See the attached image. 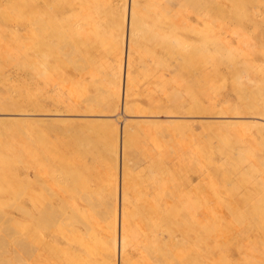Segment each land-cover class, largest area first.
I'll list each match as a JSON object with an SVG mask.
<instances>
[{
    "label": "bare ground",
    "instance_id": "bare-ground-1",
    "mask_svg": "<svg viewBox=\"0 0 264 264\" xmlns=\"http://www.w3.org/2000/svg\"><path fill=\"white\" fill-rule=\"evenodd\" d=\"M15 2L12 4V1H5L3 4L0 3V6L2 5L5 11H9L8 13L6 12L7 20L8 17L10 19L9 22L12 21L11 23H14L15 21V23L22 24L15 31L12 30L13 28L7 29H10V33L16 38H18L19 34L17 40L23 43V51L17 46V40L13 36L12 38L16 42L14 44L9 42L12 46L14 45V47L10 45L13 50L7 43L11 51L9 53L13 55L0 54V77L2 74L5 76V65L7 63L5 59H8L19 62L16 66L17 71L15 74L18 73L23 76L25 74V78L18 79L17 76L19 75L14 76V74L12 75L14 81H11L7 77L10 82L9 80L6 81L7 84L9 82V86L4 85L5 87L0 82V85H2L0 87V113H2L0 121L2 125L5 121H10L13 124L12 126L11 123H7L11 128L5 126L6 124L0 128V144H2L0 146H10L11 148L14 146L17 149H24V151L22 150V156H25V159L17 156L18 152L16 149V158H12L8 154L6 155L5 152L2 154L3 147L1 148L0 209L2 207L6 208L14 201L10 197L11 193L12 195L14 194L12 192L15 187L13 184L15 183V178H17L13 164L18 163V161L22 162L25 164V173L24 175L21 174V176H25L26 182L24 181L23 183L26 184V187H23L25 192L23 195L24 204L19 208L21 209L20 214L25 221H23L25 223L23 225L26 226V229H23L21 222L20 225L22 227L20 225L19 227L21 230H25L22 231L25 234L26 248L24 251L27 253V255L25 254V259H27L28 264L61 263L55 259L56 251H54V255L52 249L50 250L52 248L50 244H54L53 241L57 242L55 240H58L60 235L65 236L74 227L75 220L71 216L65 215L68 213H66V209L71 206L64 194L73 188L76 190V185L78 186L81 183H86L84 192L79 188L77 192L79 193V190L82 191L83 196L81 198H83L85 203L83 202L80 205L72 203L74 205L72 206L73 210L77 208L78 212H82L85 216L86 219L83 220V223L89 234L86 231H82L79 238L80 248L76 247V251H72L73 255L77 254L76 256H79V264H97L99 262L104 264H129L131 258L135 256L134 253L143 247L140 241L145 238L147 243L148 241L151 243L153 240L154 243L156 242L159 245L160 249L165 250L161 249L160 251L166 252V249L176 247L174 249L178 253L180 252L179 255L182 254V251L187 253L188 251L185 252L186 250L181 251L180 248L182 247L179 248L184 238H179L180 236L177 238V235L175 237L172 235L175 226L177 230L175 229L174 234L179 231V234L183 237L188 236L186 234L189 233L188 229L190 228L187 226V217L189 215H192L193 218L196 216V219L216 216L219 221L218 232L228 229L235 221L240 224V226L237 225L232 228L235 231L234 239L236 240L228 239L225 241L224 248L221 251L222 257L227 260H232L234 263L238 262L236 259L237 252L232 246L236 244V248L241 250L243 248L241 247V237L243 239L256 240L264 249V172L262 173L263 175L260 174L255 177L257 178L255 179L256 186L253 189H244L242 186H238V184L242 185L243 182H247V177H237V172L235 171L234 174L228 177L221 176L219 179L225 178L224 183L227 181L230 184L229 187L225 184L220 190H203L192 195L194 192L192 194L190 192L193 186H186L183 184L185 181L181 183L178 180L181 177V173L186 170L184 167L187 166L180 163L176 170L166 169L165 164L169 157L165 149L170 147L169 140L174 138V141L181 145L186 144L185 139L174 136L175 132L165 133L161 136L159 132L149 134L153 136L154 143L146 149L140 147L138 149L139 154L136 150V144H134L130 154L124 151L126 141L137 136L140 131L138 125L146 121L147 118L168 117L167 124H181L184 122V118L188 117L186 113L188 107L185 105L183 106L184 110L178 113H171L170 111L161 114L160 110L162 107L156 112L149 111L144 107L137 111H132L137 96L141 97L143 92L141 90L137 94L135 91L133 93L131 84L136 82L137 77L134 72L136 70L134 69V62L147 60L144 56L148 54L141 51L142 45L139 40H143L145 35H147L145 29L150 25V20H148L150 16L147 11L158 9L159 7L156 21L160 23V26H157L156 29L160 34H157L156 30L153 29V36L154 41L158 42L160 49H158L159 51L156 50L157 52L151 56L154 57L161 52L177 59L181 55L182 59L187 60L192 66L206 62L207 64L202 68L201 75L206 84L212 85L215 89L229 84L237 89L241 96H246V98L240 99L246 105L243 109L241 105L231 103L232 98L230 99L228 95L231 89H227L224 90L227 91L226 93H220L221 95L217 98V101L210 103L199 102L190 106L189 114L196 113L201 119H214L222 124L254 123L260 130L259 133L264 136V46L261 49V53L259 49L252 48L255 44L252 43L250 36L244 33L237 40L238 44L246 46L244 52H233L227 49L232 40L226 41V36L225 34L223 35V28L220 27L218 18L213 13L218 0H205L204 3L206 5L201 6V4L197 13L196 9L184 8L185 0H17ZM9 8H11V12L8 10ZM5 11L3 12L5 13ZM4 16L1 17L5 19ZM243 22V25H249L247 23H250L255 30L263 28L264 9H261L260 13H249ZM2 27L4 28L1 25L0 31H2ZM247 32L248 30H246ZM3 33L9 34L8 31ZM162 33H164L163 38L161 36ZM6 35H4L6 42L12 41V39L8 40L11 34L7 35L9 36L8 38H6ZM21 35L25 37L22 39ZM194 37L198 40L194 39L196 44L189 49V44H194L192 41ZM4 45L7 50L6 44ZM15 45L20 49L15 50ZM16 51H18V54ZM225 53L227 55H223ZM102 55H108L110 61H101ZM158 60L162 66H166L165 61ZM158 68L161 69L162 67L159 66ZM177 70L180 74L188 73V70L180 61H177L175 68L172 69V71ZM27 73L31 76L29 77ZM35 74L42 76L44 86L35 81ZM4 78L6 77L1 80H5ZM57 78L62 80V89H54L56 84L59 83ZM3 82L5 83V81ZM34 85H38L37 90L34 89ZM194 89L198 99H203L208 91V88L203 85L194 86ZM32 90H36V92ZM64 90H68L70 98L64 96ZM252 92H254L253 99L250 97ZM65 95L68 94L66 93ZM61 104L69 109L67 113L61 112L63 110ZM51 106L57 107V109H54L56 112H43V110ZM238 106L240 109H237ZM30 107L34 111L31 112ZM81 107L85 108L83 113L79 110ZM105 107L112 108L111 111H117L122 107L125 114L129 115V113H132L129 118L122 122L121 131L123 132V137L120 136L122 137L120 143L123 145V151L120 179L117 161L118 150L111 151L115 157L112 166H106L107 159L100 158V151L94 150L89 155L91 156V163L85 162L86 160L89 161V157L87 159L88 155L85 157V154H83L86 159H84L85 161L81 160L85 164L82 166L83 168L76 170L70 167L75 163L73 160L83 157L79 156L76 159V155H74L71 160L72 156L69 154L71 157L68 160L70 159V162L73 161V163L69 165V169L67 166L65 168H67V171L71 169L70 171L76 172V177L80 179V182L78 183L76 178L72 180L75 175L69 171L70 176L74 177L72 179L70 177V181L64 182V178L61 177L62 182L65 184L60 185L61 173L58 177L59 170L53 168L51 163L52 167L49 165L42 151L44 148L42 149L41 146V141H43L44 145V142H46L44 140L50 134H47L48 136L45 134L46 138L44 139L41 134L39 135V133L43 134L44 132L37 131L31 126L44 120L76 121L86 116L88 119L93 117L92 120L87 119V121H93L95 118L100 119L99 121L105 124L103 130L98 128L100 130V133L97 132L98 138L103 135V141L110 139L109 142H115L114 144L116 145H112L114 148L117 146V142L120 141L118 132L120 129L115 127L113 121H105L107 117L115 115L114 113L107 114L108 110H105ZM23 119V124L27 121L25 128L23 127L24 125L20 126L19 124L20 120ZM25 119L32 121H25ZM153 121L158 123L163 120L155 119ZM208 121L205 120V123H209ZM12 127L14 128L12 129ZM27 127L28 129H26ZM9 129H12L11 133L8 132ZM22 129L25 130V133H28H26L27 135L24 134L29 139L26 141V137L23 134L25 140L20 143L26 144V146L23 145L24 147L20 146L18 140V142L16 139L14 140V138H17L16 135L20 136L18 133L22 132ZM77 133H80V131ZM148 133L149 130L146 134ZM35 134L40 137H38L40 140L33 138L34 136L36 137ZM53 143L56 144L55 141L49 144L57 149V146ZM94 145L92 146L93 148L95 147ZM78 146L79 144L76 145L77 148ZM55 148L53 147V149ZM95 148L98 147L96 146ZM77 151L79 152V149ZM134 151L136 152L135 154ZM50 152L52 153V150L49 151V154ZM56 152L58 153V151ZM57 153L55 154L54 152L56 156ZM75 153H77L76 150ZM80 153H77V155ZM51 155L53 157V154ZM258 158H262V156ZM50 159L52 158L50 157ZM50 159L49 162H51ZM93 159L95 162L92 163ZM53 160H55L54 157ZM81 160L78 161L81 163ZM131 160L133 162H130ZM142 161H150L151 166H157L156 164H158L159 168L153 170L149 167H141ZM138 166L139 170L133 174L132 171H136ZM65 168L64 171L66 170ZM164 168L166 171L162 170ZM145 174L150 178H148L149 183L146 185L148 187L142 185L143 188H139V183L142 182H139L138 179ZM18 179L20 180L19 177ZM66 179L68 180V176ZM52 181L54 184L60 183L58 184L60 187L53 185L58 187V189L54 188L59 192L54 190L52 193V186V189L48 188L49 191L47 190V185L49 182L52 183ZM23 183L21 182V184ZM48 187H50V184ZM100 187L101 190H99ZM80 193L78 195L81 196ZM75 194L77 193L75 192ZM141 195L145 198L143 204L139 205L142 202L141 199H143ZM74 198L76 199L77 197ZM201 198L205 199L203 200L204 202L207 201L209 203L206 209L200 210L199 207L195 206L200 203ZM213 198L221 200L222 205H220V208H218V204L217 209L215 208L216 205L213 206L215 204L213 203ZM95 200L99 203L94 205L92 203ZM197 201L199 202L197 203ZM90 205H94L93 210H88ZM201 205L200 207H202ZM4 210L2 211V217H0V227L1 224H4L2 222L4 221L3 219L8 223L11 222V219H15L9 211ZM16 220L18 219L16 218L15 222L13 220L12 226L15 224V228L18 229ZM7 222H5L6 226L3 225L1 227L4 232L7 226H11ZM190 223L189 225L191 226ZM195 225L197 233V224ZM191 227L194 228V226ZM200 228L198 227V233L202 229ZM191 230L195 232L193 229ZM10 233L9 236L12 234ZM6 234H8L7 231ZM200 236L202 237V235ZM201 237L198 239L200 240ZM187 238L189 239V237L185 239ZM204 238L207 239L206 237ZM215 240V243L218 244V239L216 238ZM208 241L210 240L208 239ZM191 247H193L192 243ZM185 249L188 250V248ZM196 249L194 248L193 250ZM2 251L0 252V262L3 261L4 263L2 264H6L10 254L6 257L4 253H8L11 250L3 248ZM231 251L236 254H231ZM98 252H101V254H97ZM137 253L139 254V252ZM98 255H100L99 259H97ZM186 257L183 261L181 258V261L177 264H194V262H188V258L192 260V257H187V259ZM56 258L58 257L56 256ZM8 263H11V261ZM245 264H264V261L259 262L253 258L252 260L247 259Z\"/></svg>",
    "mask_w": 264,
    "mask_h": 264
},
{
    "label": "rangeland",
    "instance_id": "rangeland-1",
    "mask_svg": "<svg viewBox=\"0 0 264 264\" xmlns=\"http://www.w3.org/2000/svg\"><path fill=\"white\" fill-rule=\"evenodd\" d=\"M1 1L2 0H0V3H1ZM5 1H7V2L12 1V4H13V2L16 3L15 1H17V0H3V2L1 4H3ZM204 2H205V0H185L184 8L190 9V10L196 9V13H197L198 10H200L199 6L201 4H202L201 6H203L205 4ZM1 6H0V8L3 9V6L2 7ZM215 6L216 7H214V9H213V13H215L216 17L218 18V22H219L220 27L223 28V35L225 34L226 41L229 42L230 40H232V42L229 44V47H227V49H229L230 51H233V52H237V51L238 52H244L246 49V46H244L242 44H238L239 42L237 40L239 37H241L245 33V34H248L250 36L252 43L255 44L254 46H252V48L259 49V52L261 53V51H262L261 49L264 46V27L261 29L255 30L253 28V26L250 25V23H247L249 25H246V24L243 25L242 23H244L243 20L246 18V16L249 13H252V12L260 13L261 9L262 10L264 9V1L263 0H218L217 4ZM2 9L0 10V12H1L0 18H2L1 16L5 15L4 16L5 19L2 18L0 20V22H1L0 26L2 25V26H4V28L5 27L6 28L4 29L2 27V31H0L2 33V34L0 33L1 34L0 35V50H1L0 54L1 55L2 54L3 55L4 54L5 55H13V54L9 53L11 51L9 50L8 46L11 48L12 45L10 43L14 44V42H16V40L19 38V34H18V38H16V36L13 35L14 39H16L14 41V39L12 38L13 37L12 33H10L11 32L10 29L13 28L12 30L15 31L18 28H20L22 24L20 25L19 23H15V21H14V23H11L12 21L9 22V20H10L9 17H8V20L6 18L7 13L9 11L8 12L5 11V8L3 10ZM158 9H151V10L147 11L148 15L150 16V19H148V20H150V25H148L147 28L145 27L147 35H145L143 40H139V43L142 45V47L140 48L141 51L146 52L148 54H145V56H144L147 58V60H145V61H138L137 60L134 62V69H136V70H134V72H135V76H137V77H136V82L131 84L132 89H133V93L135 91V93L137 94L141 90H143V92H142L141 97L139 95L137 96L135 104L132 107L133 108L132 111H137L138 109L144 107L145 109H147L149 111L156 112L159 110V108L162 107V109L160 110L161 114H165L166 112H170V111H171V113H178V112H181L182 110H184L183 106L185 105L186 107H188L186 109V113H187L188 117H185L184 122L181 124H175V123L167 124L166 121H167L168 117H156V118L150 117V118H147L146 121H144V122H142V124L138 125L140 127V131L138 132L137 136L129 138L126 141L124 151H127V153L130 154L131 150L134 148V144H136V150H137V153L139 154L140 152L138 149L140 147H142L143 149L144 148L146 149V148H149L150 146L153 145L154 138L152 135H149V134H151L153 132H159L160 136H161L162 134H165V133L175 132L174 136L185 139L186 144L181 145L180 143L174 141V138L169 140V146L170 147L165 149V152L168 154V157H169V159H167L166 164H165L167 168L166 167L165 168L170 169V170H176L180 163H182L184 166H187V167H184L186 170H184L183 173H181V177H179L178 180L181 183H182V181H185L183 184H185L186 186H191V185L193 186L191 189L192 191L190 192L191 194H192V192H194L192 195H195V192L199 191V193H200V191H203V190H209V189H210V191H212L214 189L220 190L223 186H225V184H227V187H229L230 184L227 183V181L224 183L225 178H222V180H219V179L221 176L228 177V176L234 174L235 171L237 172V177H240V176H241V178H243V176L247 177V179H246L247 182H243L242 185L238 184V186H242L244 189H253L256 186V180L255 179H257V178H255V177H257V175H260L264 172V136H262L259 133L260 130H258V128L254 125V123L249 122V123L237 124V125H235V124H222V123H219L218 120L201 119L198 117L199 116L198 114H196V113L189 114V112H188L190 106H193L199 102L210 103L213 101H217V98H219L221 95L220 93H222V92L226 93L227 91H224V90H227V89H231V91L228 92L230 99L232 98L231 103L232 104L233 103L239 104V105H241V108L244 109V106H246V105L244 102H241L240 99H244V98H246V96H241L239 91L237 89L231 87L229 84L225 85V87H221V88H217V89H215L210 84H206L203 81V77L201 76L202 75V68L207 64L206 62L200 63L199 65L192 66L187 60L182 59L181 55H179L178 58L175 59L169 55H164V53H161V52L157 53L158 55L152 57L151 55H153L155 52H157L156 50L160 49L158 42L154 41V36H153V34H154L153 29L156 30L157 34H160L156 29L157 26H160V23L156 21L157 15H158V13H157ZM8 10H10V12H11V8H9ZM3 11H5V13L6 12L7 13L5 14ZM212 15L214 16V14H212ZM3 20H6V21H3ZM262 24L264 25V22H262ZM246 27H247V29H246ZM7 28H10V29H7ZM3 30L6 32L7 31L9 32V34L8 33H5V34H7V35L11 34L10 37L6 35L7 36L6 38L9 37L8 40L12 39V41L10 40V41L6 42L7 40L4 37L5 34L3 33L4 32ZM246 30H248L247 33H246ZM161 36L163 38L164 33H162ZM20 37H22V39H23V37H25V36L21 35ZM142 37H143V35H142ZM192 39H193L192 41L194 44H189V49L196 44L194 39L198 40L196 37H194ZM1 40L2 41L5 40V41L2 42ZM7 43H9L8 46H7ZM4 44H6L7 50H9V51L6 50V47H4L5 46ZM22 44L23 43H21L19 40H17V46H19L21 48V51H23ZM17 46L15 45V47H16L15 50L20 49ZM12 47H14V45ZM4 49H5V51H4ZM11 50H13V49L11 48ZM12 52H14V51H12ZM16 52L18 54V51H16ZM20 54H21V52H20ZM223 55H227V54L225 53ZM100 59L103 62L110 61V58L108 57V55H102ZM158 59L165 61L166 66H162L159 63ZM5 60L7 61L6 65H5L6 72L4 74L5 76H3V74H2L1 77L2 76L6 77V78L8 77V78H10L11 81H14V78L12 75H14L15 72L17 71L16 66L19 64V62L16 60H8V59H5ZM177 61L182 62L184 67L188 70V73H184V74L181 73L180 74L178 72V70L172 71V69L175 68ZM159 66L162 68L159 69L158 68ZM17 74H15L14 76H17ZM27 74H26V77L29 79V77L31 75L28 74V76H29L28 77ZM123 76H124V74H123ZM6 78H4L5 80L0 79V82H2L3 87H5L4 85L9 86L10 80L8 78L6 80ZM17 78L23 79V78H25V74H24V76L19 75V76H17ZM17 78L15 77L16 80H17ZM247 78H249V77H247ZM34 79L37 83L44 86V83L42 81V76L40 74H35ZM8 80H9V82L7 84L6 81H8ZM122 80H123V78H122ZM3 81H5L6 84ZM57 81L59 83L56 84L54 89H58V88L62 89V86H63L62 80L60 78H57ZM2 85H0V87H2ZM200 85H203L204 87L208 88V91L206 92L203 99H198L196 97V91L194 89V86H200ZM35 86L36 85H34V89H36L38 85L36 87ZM36 90H32V91L36 92ZM38 91H37V93H38ZM64 93L68 94V95L64 94L65 97L68 96L70 98V94H69L68 90H64ZM136 94H134V95H136ZM250 97H251V99L254 98V92H252ZM61 105H62L61 108L63 109V110H61V112L67 113L69 111V109L67 107H65L63 104H61ZM29 109H31L30 110L31 112L34 111L31 107ZM54 109H57V107L51 106L49 108H46V110H43V112H56V110H54ZM111 109L112 108L105 107V110H108L107 114H113V113L115 114L111 117L110 116L107 117V119H105V121L106 120L107 121L109 120V122L113 121L115 127H117V129H120L118 131L119 137H120L123 134V132L121 131L122 127H123L122 122L126 118H129L130 117L129 115L132 113H129V115L125 114L123 112L122 107H120V109H118L117 111H114V110L111 111ZM237 109H240V107L238 106ZM79 110H80V112L83 113L85 111V108L81 107ZM1 114L2 113H0V116L2 117ZM92 118H90V119L92 120ZM87 119L88 118L86 116L85 118H81V119H78L76 121H49V120L46 121V120H44V121L36 122V124H33L31 127H33L37 131L44 132L43 134L39 133V135L41 134V137H44V139L46 138L45 134L46 135L50 134L49 135L50 138L47 137V139L44 140V141H46V142H44L45 143L44 145H43V141H41L42 149L44 148V150H42V151H43L44 157L48 161L49 165L51 163L53 168H57L59 170L58 171L59 172L58 177L61 175L60 178L63 177L65 179V180L63 179V182L64 181H70L74 177V176H70V173H68V172L71 169L67 171V168L69 169L70 167H72L74 170H76L78 168L81 169V167L84 166L85 162L91 163V161H90L91 156H89V155H91L92 151H94V150L95 151L97 150V152L100 151V153H99L100 158L103 157L104 159H107L106 166H112L113 161L115 160V157H114V155H112L111 151H117L118 150L117 151V154H118L117 155L118 156L117 161H118V171H119V179H120L121 158H122L121 156H122V151H123V145H121L122 143H120V142L122 141L121 138L123 136L120 137V141L117 142L118 143L117 146L113 148L112 145L115 146L116 145V144H114L115 142L114 143H113V141L109 142L110 139L108 141H103L102 140L103 135L101 138H100V136H99V138L97 136V132L100 133L99 129L102 128V130H103V128L105 127L104 126L105 124H103L101 121H99L100 119L94 118L93 121H90V122H88ZM90 119H88V120H90ZM155 119L163 120V121L155 123L153 121ZM26 120L32 121L29 119H25V121ZM51 120H53V119H51ZM205 120H209L208 121L209 123H205ZM22 121H24V119L20 120L19 124H20V126L24 125L23 127L25 128L27 121L24 122L25 124H23ZM1 123L2 122L0 121V128L4 127L3 125H5V124H6L5 126H8L9 128H11L10 125H8L7 123L12 124V122L5 121V122H3V125ZM12 126H13V124H12ZM28 127L26 129H28ZM13 128L14 127H12V129ZM11 130L9 129L8 132L11 133L12 132ZM148 130H149V133L146 134V132ZM45 131H47L48 133ZM74 131H76V132L74 133ZM78 131H80V133H77ZM24 133H25V130L22 129V132L18 133V135H20V136L16 135L17 138H14V140L15 139H16V141L18 140L19 141V142L17 141L18 143H20L21 141L24 142V140H25V138L23 137ZM25 134H24V136H25ZM25 137H26V141L29 140L27 138V136H25ZM38 137L39 136L36 135V137L34 136L33 138L35 140H37L40 138V137L39 138ZM49 139L52 141H50ZM54 141L56 142V144H54V143L53 144L57 146V149L55 148V146H53V147L56 150L53 149V147L49 144L50 142H54ZM23 142L20 143V146H23V145L26 146V144H24ZM77 144H79L78 148L76 147ZM86 144H88V145H86ZM0 145H2V144H0ZM89 145H91V146H89ZM93 145L95 147L97 146L98 148H95V147L93 148L92 147ZM118 145H119V147H118ZM9 147L10 146H8V147L7 146H0V150L2 148V151H3V153H2V151H1V153L4 154V152H5L6 155L8 154L12 158H16L15 153L17 150V152H18L17 156H19V157L21 156L20 157L21 159L22 158L25 159V156H22L23 155L22 150L24 151V149H22V150H21V148L17 149L14 146L12 147L14 149H12L11 147L9 148ZM91 147L93 150L91 149ZM117 147H118V149H117ZM8 148L11 150H9ZM47 148H48V150L50 149L49 151L52 150V153L50 152V154H49V151L47 150ZM78 149H79V152L77 151ZM84 149H85V151H84ZM18 150H20V151H18ZM75 150L77 153H80V152L81 153L77 155V153H75ZM56 151H58V153ZM89 151H91V152H89ZM54 152H55V154L57 153V156L54 154ZM135 153L136 152L134 151V154ZM24 154H25V152H24ZM51 154H53V157L55 158V160H53V157ZM69 154H71L72 157L69 156ZM83 154H85V157L88 155L86 158L88 159V157H89V161L84 160L86 158H84ZM74 155H76V157H75L76 159L79 156L83 157V158H79L77 160L74 159L73 161H75V163H73V161L70 162V159L68 160V158L71 157V160H72ZM255 155H256V157H254ZM49 156L52 159H50ZM257 156L258 157L262 156V158H258ZM19 157H17V159H19ZM47 157H49V158H47ZM65 158H67V159H65ZM49 159L51 162H49ZM81 159H83V161H85L84 164H83V161ZM78 160H81V163ZM52 161H54V163H52ZM64 161H67V162H64ZM93 162H95V160L92 161V163ZM130 162H133V160H131ZM72 163L74 165H71L69 167V165ZM16 164H18V165H16ZM16 164H13L14 165L13 167H14V170L16 171L15 174L17 175L16 176L17 178H15V179L18 181L14 180L15 183L13 184L15 187L13 186L14 188H13L12 192L14 193L13 195H15V196H13L12 193L10 195V197L12 199H14V201L11 199L13 201V203L12 202L10 203V204H12L11 206H9L10 205L9 204L8 206H6V208L2 207L0 209V217H2L1 216L2 211L4 209H6L15 217V219L17 218L19 220V221L16 220L17 226L19 227L20 222H21L22 226L24 227L23 229H26V226L23 225L25 223H23L24 220L21 217V214H20L21 209L19 208L24 204V196L23 195L25 192H24L23 187L25 188L26 184L23 183L25 181V176L22 177L21 174L24 175V173H25V167H24L25 164L22 162H19V161H18V163L16 162ZM53 164H55V165H53ZM150 164H151L150 161H147V162L142 161L140 166L141 167H143V166L149 167L153 170L159 168L158 164H156L157 166H155V165L151 166ZM66 166H67V168H65ZM64 168L66 169L65 171H64ZM165 168L162 170L166 171ZM138 170H139V166L137 167V170L136 171L133 170L132 173L135 174ZM63 171H64V173H63ZM70 172L73 173V175H75V177L72 180H74L76 178V180L79 183L80 179L78 177H76V172H73V171H70ZM67 176H68V180L66 179ZM18 177L20 178V180L18 179ZM70 177H71V179H70ZM148 178L149 177L145 174L138 179L139 182H142V183H139L140 184L139 188H143L142 185L146 186L149 183ZM60 180L61 181H59V182L61 184L58 182L54 184L53 181H52L53 184L51 182H49L50 187H48L49 186V184H48L47 190H48V188H51V186H52L53 189L51 188L52 189L51 192L53 193L54 190L56 191L58 189V187L53 186V185H57L59 187H60V185H64L65 183L62 182V178ZM18 182H20V184H18ZM21 182L23 184H21ZM58 184H60V185H58ZM85 184L81 183L78 186L76 185V190H74L75 188H73L72 190L68 191L69 193L66 192L64 194L66 196V198H68L67 202H69L70 206H71V207L66 209L67 210L66 213L68 212L70 215L68 213L65 215L71 216L75 220V224H74V227L65 236L60 235L59 239L55 240L57 242L53 241L54 244H50V247H52V248H50V250L52 249L53 254H54V251H56L55 254L58 258H56V256H55V259L58 260L59 263L61 262L60 264H79L80 263L79 256H76L77 254L73 255L72 251H76V247L80 248L79 247L80 246V242H79L80 239L79 238H80L81 232L86 231V233L89 234V231L87 230V228L84 227L85 224L83 223V220L86 219L85 216L83 215L82 212H78L77 208H76L77 210L75 208L73 210L74 205L72 203H78L80 205L81 203L84 202L83 198H81L83 196L82 191L79 190V193L81 192L80 193L81 196H80V195H78L79 193L77 192V190L79 188V189H82L84 192ZM81 185H83V186H81ZM54 187H56L57 189ZM146 187H148V186H146ZM263 188H264V183H263ZM99 190H101V187L99 188ZM75 192L77 194H75ZM87 192H88V190H87ZM263 194H264V192H263ZM84 195H86V194H84ZM196 195H197V193H196ZM72 196L77 197V198L75 199ZM14 197H16V198H14ZM141 198H143V199H141L142 202H140L139 205L143 204L145 197L142 196ZM16 199L18 202L16 201ZM72 199L75 201H73ZM201 199L202 200H200V203L195 205V206L199 207L200 210L206 209L209 206V203H207V201L204 202L203 200H205V199H203V198H201ZM212 200H213V203H215V204L213 205V203L212 202L211 203L213 206L216 205L215 206L216 209H217V204H218V208L221 207L220 206V205H222L220 202L221 200H218L217 198H216V200H215V198H213ZM20 201H23V202L20 203ZM201 201H202V205H201ZM198 202L199 201H197V203ZM95 203L98 204L99 202L97 203L95 200V201H93L92 204L95 205ZM200 205L202 207H200ZM93 206L92 205L88 206V208H89L88 210H91V209L93 210ZM195 217L193 218L192 215H189L187 217V221H188L187 226H189L191 229H193L195 231V228H196L195 224H197V233H198V227L200 228V225H201L202 229L201 228H200L201 230L199 229L200 231L198 234L196 233V231L192 232V230L189 228L188 229L189 233L186 234L188 236L183 237L182 235L179 234V231H177V233L174 234V232L177 230L174 226V232H173L172 236L175 237L177 235V238L179 236H180L179 238H184L182 245H180L179 248L182 247V248H180L181 251L186 250L185 252L188 251L187 253H184L182 251V254H181L182 256H181V255H179L180 252L178 253L176 251V249H174L176 247H173L171 249H166V252L169 250L168 251L169 253L167 252L168 253L167 254L166 252H163L165 250L162 248L161 249L163 251H160L161 249H160L159 245L156 242L154 243L153 240H152V242H151L152 244H151L150 241H148L149 239L151 240V238L149 237V239L147 240L148 243L146 242V238L142 239V241H140V244L143 246V247H141V249L144 251L141 252L142 251L141 249L139 251H136L134 253L135 256L133 255L134 257L131 258V260H130L131 263L129 262V264H177L178 262L181 261L180 260L181 258L183 261L185 259V256L190 257V258L192 257V260H194V261H192L188 258V262H191V263L194 262V264H245L247 259L252 260L253 258L259 262L264 261V249L262 248V245L260 243H258L256 240H253L250 238H244L243 239L242 237H241L240 241H242L241 247H243V248L241 250H238L236 248V244H233L232 247L235 248L237 254L233 251L230 252L231 254H236V259L238 262L234 263V262H232V260H227L226 258L222 257L221 251L224 248L225 241H227L228 239H232V241L236 240V239H234V232L235 231L232 228L233 227L235 228L237 225L240 226V224L237 221H235L234 223H232L229 226L228 229H224V230L218 232L219 221H218V219H216V216H207V217H200L199 216L200 218H198V219H196ZM189 218L194 220V221L192 220L193 222H195L193 225H192L193 222ZM15 219H11V222H9V223L7 221H5V219H3L4 221H2V222H4V224H1V227L3 225L6 226L5 222H7L9 225L11 224V226H9V227L7 226L8 228L6 227V229L4 228L5 232L3 231V228L0 227V252L3 250V248L11 250L8 253H4V255L6 257H7V255L10 254L8 256V259L6 260V264L10 261L12 264H28L27 259H25L27 253H26V251H24V249L26 248V245H25L26 242H25V234L23 233V231H25V230L22 229L23 230L22 231L20 229V227L18 228L17 226L16 227L18 229H16L15 224L12 226V224L15 222ZM13 220H14V222H13ZM198 220L200 222V225H199ZM190 222H192V223H190ZM189 223L191 224V226H194V228H192L189 225ZM6 231L8 233V234H6L7 236H9V233L11 231L12 234L10 233L11 234L10 235L11 237L9 236L10 238L5 235ZM195 235H197V236H195ZM200 235H202L203 238ZM186 237H189V239L188 238L185 239ZM199 237H201L202 240L201 239L199 240L198 239ZM204 237H206L207 239H205ZM195 238H197V239H195ZM216 238L218 239V244L215 243ZM208 239L210 241H208ZM11 243H12V245H11ZM55 243H57V244H55ZM191 243H192L193 247H191ZM183 244H185L186 246ZM148 245H149V247H148ZM157 245H158V247H157ZM187 245H189V246H187ZM198 245H199V247H198ZM183 247L188 248V250L183 248ZM194 248L195 249L198 248V249L193 250ZM57 250H58V252H57ZM137 252H139V254ZM97 254H101V252H98ZM24 255H25V257H24ZM138 255H139V258H138ZM194 255L196 256L195 259L198 262L194 259V257H195ZM10 256H11V258H10ZM187 257H186V259H187ZM200 257H202V258H200ZM9 258H10V260H9ZM99 258H100V255H98L97 259H99ZM2 259L5 261L4 258H2ZM169 259H171V261H169ZM195 261H196V263H195ZM2 263H4V262L1 261L0 264H2ZM11 263H8V264H11ZM97 264H104V263L99 262Z\"/></svg>",
    "mask_w": 264,
    "mask_h": 264
}]
</instances>
